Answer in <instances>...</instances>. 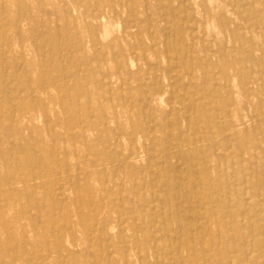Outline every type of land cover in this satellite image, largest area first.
Instances as JSON below:
<instances>
[{
	"label": "bare ground",
	"instance_id": "bare-ground-1",
	"mask_svg": "<svg viewBox=\"0 0 264 264\" xmlns=\"http://www.w3.org/2000/svg\"><path fill=\"white\" fill-rule=\"evenodd\" d=\"M44 1L36 4L41 18L59 6L46 0V9ZM251 1L264 10V0ZM221 2L202 24L210 35L228 36L219 77L223 87L238 86L248 104L262 78L261 68L257 79L247 71L259 48L250 38L247 51L235 47L238 30H252L240 5ZM75 4L83 16L66 25L84 34H74L77 53L64 58L70 66L57 78L48 71L62 60L43 64L41 57L51 36L23 31L34 21L30 12L21 8L10 22L0 20V264H264V138L256 141L264 126L220 120L232 109L204 85L214 80L216 56L194 53L195 26L164 2L156 11L149 0ZM160 19L168 20L163 28ZM114 24L119 29L109 39ZM7 31L26 42L16 55ZM53 50L60 51L55 44ZM47 82L58 93L43 98ZM53 99L67 130L45 132L67 145L60 161L43 162V129L35 120L54 109ZM178 106L189 115H179ZM186 119L187 130L179 124Z\"/></svg>",
	"mask_w": 264,
	"mask_h": 264
},
{
	"label": "rangeland",
	"instance_id": "rangeland-1",
	"mask_svg": "<svg viewBox=\"0 0 264 264\" xmlns=\"http://www.w3.org/2000/svg\"><path fill=\"white\" fill-rule=\"evenodd\" d=\"M46 1V0H45ZM43 2V6L47 9L49 4L46 2ZM59 6H57L56 11L49 13V12H43V18H41V13L39 12V9L37 7V0H0V20L3 22H10L12 18L18 15L19 11L22 9H27L28 12L32 15L33 20L30 19V21L27 22L25 25L23 31L26 35H29L30 33H38L42 32L44 33V36L47 37V35L51 36L53 44L49 45V43H43V64L45 62L51 63L55 60H62L61 61V67L60 68H49L48 74L49 76H54L57 78L59 76L60 70L62 69H68L70 66V63L64 60L66 56H71L72 54H76L77 52H74V48L72 45L75 42L74 34L77 33V31L81 34H84V29L82 27L77 28L66 25L67 21H75L76 19L79 20L80 16H83V11L77 8L75 4V0H58ZM205 1V2H204ZM222 5H225L224 7L230 8V9H236L238 8L244 9L243 12L240 14L242 18H244L245 23L248 24L251 27L252 34L249 35L248 33L244 34L243 29L240 28L238 30V34L235 36L236 42L235 47L238 49H242L244 51H247L250 48V45L248 44L249 38L251 42H254V45H256L259 50L255 52V55L253 56V60L256 65H253L254 68L252 70H255L252 72V70H247L249 74H251L255 79L258 78L259 69L261 68L263 72H260L262 74V78L259 80V87H258V97L255 96H248V104L247 100H245V96H243L242 93L238 92V86H228L223 87V80L219 77L220 69L223 66L222 59L219 55V53H225V55H230L229 48L231 47L232 43L227 42L228 36H215L210 35V32L206 29L205 25L202 24L203 20L206 19L205 12L207 10H211L212 12L216 13L219 11L214 6L217 3H220ZM233 1L235 0H149L150 7H152L155 11L159 10L156 7L164 2L171 6L173 8L174 15L179 20H183L190 22L195 26V38L193 40L192 49L194 50V53L198 55L199 57H208L214 55L213 61L214 66L212 67V73L214 75V80H209L208 78L205 79L204 85L210 90L216 89L220 101H226L229 103V108L232 109L228 113V116L224 114H220V120H227L230 123L233 124H240V127L244 124H247V127L249 129H252L255 126H264V10L262 11V6L257 2H252L251 0H238V5L236 3V6L233 7V5L230 6V4H233ZM23 2V3H22ZM203 3V5H202ZM229 4V5H228ZM245 4V5H244ZM179 5V6H178ZM242 5V6H241ZM251 5V7H249ZM184 6V7H183ZM223 7V6H222ZM249 7V8H248ZM184 8V11H183ZM238 8L236 10H238ZM246 8V9H245ZM239 9V11L241 10ZM249 9V10H248ZM253 10V11H252ZM192 11L194 14L193 20H195L198 23L193 22L189 19V14ZM248 11V12H247ZM252 11V12H251ZM186 12V13H185ZM252 14V16H251ZM258 15V16H257ZM230 16V15H228ZM249 18H248V17ZM234 17L238 18L236 14H234ZM253 17V18H252ZM263 17V18H262ZM262 18V19H261ZM43 21V22H42ZM168 23V20H166ZM251 22V23H250ZM1 23V22H0ZM43 23V26L40 25ZM165 24L164 19H160L157 22V25H160L162 28L167 25ZM253 23V24H252ZM261 25V26H260ZM158 27V26H157ZM113 30L110 33L109 39L116 34V31H118L119 26L114 24L112 27ZM40 30V31H39ZM65 30V31H64ZM207 30V32H206ZM58 31V32H56ZM212 31V30H211ZM213 32V31H212ZM13 39V49L12 53L13 55H16L18 53L17 49L20 44L26 43L25 41L17 40L16 37H14L13 33L10 31H7ZM159 39V38H158ZM44 40V39H43ZM189 42V40H187ZM12 42V40H11ZM159 43L161 44V41L159 40ZM57 45L59 47L60 51L53 50V45ZM159 44V45H160ZM261 56V57H260ZM32 66H29L28 74L32 78V80H37L38 75L35 72V65L33 64L34 57H30ZM149 62H155V60L152 57H149L147 59ZM159 61L164 66L166 64L165 58L160 54ZM137 63H142V58L136 59ZM108 65H113V62L109 61ZM175 70H180L181 67L175 62ZM247 65H250L247 63ZM257 66V67H256ZM249 69V67H246ZM12 73H19L18 71L12 70ZM201 74V73H200ZM202 75V74H201ZM43 75V80H44ZM239 77L234 78V81H232L234 84H236L239 81ZM186 81V80H185ZM184 81V82H185ZM201 81H197L196 85H203ZM214 84V86L212 85ZM218 83V84H217ZM227 83V82H226ZM189 87L188 85H185ZM215 87V88H214ZM16 92V91H15ZM20 94H23L25 91H21L19 89ZM229 92V94H228ZM58 90L55 88V86L52 83H43V98H45L49 94L57 95ZM231 94V95H230ZM228 95V96H227ZM233 96V97H232ZM170 97L169 94L165 96V98ZM50 102V103H49ZM49 106L53 105V110L45 117L43 115V119L36 121L38 127L43 129V162L49 161L51 158H57L59 161L63 158V148H65V143L60 142L59 140H52L49 136L48 132H45V129L51 127L53 131H55L57 134H63L67 130L65 127L63 121L58 119V110L59 106L56 99H53L52 101H49ZM57 103V104H56ZM56 107V109H55ZM234 107V109H233ZM168 106H165L164 102H161V109L165 111ZM167 111V110H166ZM178 113L179 115L187 114L189 115V112L187 113L181 106H178ZM215 123V121L212 122V124ZM179 124L183 129L187 130V119L186 120H180ZM185 130V131H186ZM263 128L258 129V131H263ZM264 138V133L259 132L256 141L258 142V145L260 146V143L262 139ZM216 140H219V137H216ZM220 141V140H219ZM68 142V141H67ZM57 143V144H56ZM57 145V146H56ZM262 144L261 146H263ZM55 151V154L50 151ZM223 149L218 148L217 152H221ZM259 153V151L257 150ZM244 155H242L243 157ZM257 161L261 162V159H257ZM142 163H144L142 161ZM225 171L230 172L229 168H226ZM107 174L109 177H111V172L107 171ZM257 199V198H255ZM130 233V232H129ZM77 235L80 236V233L77 232ZM65 245L69 246L70 244L66 241ZM84 247V244L80 241H78L77 244V250H82ZM48 256H55L54 253H50Z\"/></svg>",
	"mask_w": 264,
	"mask_h": 264
}]
</instances>
